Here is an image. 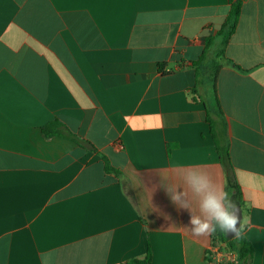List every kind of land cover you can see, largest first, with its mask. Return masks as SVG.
I'll return each instance as SVG.
<instances>
[{
    "label": "crops",
    "instance_id": "0c3cea01",
    "mask_svg": "<svg viewBox=\"0 0 264 264\" xmlns=\"http://www.w3.org/2000/svg\"><path fill=\"white\" fill-rule=\"evenodd\" d=\"M230 8L0 0V264H127L149 251L147 264L230 260L211 235L191 234L190 212L165 190L184 188L198 212L185 170L227 187L214 133L229 149L253 264H264V0H245L225 47L214 132L193 94L206 95L193 63ZM56 120L97 151L46 137Z\"/></svg>",
    "mask_w": 264,
    "mask_h": 264
},
{
    "label": "trees",
    "instance_id": "16d2710c",
    "mask_svg": "<svg viewBox=\"0 0 264 264\" xmlns=\"http://www.w3.org/2000/svg\"><path fill=\"white\" fill-rule=\"evenodd\" d=\"M244 2L245 0H231L230 12L222 29L220 30L218 35H216L214 38L207 39L206 48L202 56L197 62L193 63V66L196 68L197 71V84L202 85L200 66L203 64L204 61H206L209 57H211V54L214 52V58L212 57V64H211L213 74L209 75L208 77L209 82L211 83V88L208 94L209 97L207 96V93L204 97L200 96L198 90L199 87H195L193 89V94L196 96L195 100L202 102L206 107L207 120L210 123L213 132H214L215 123L212 116L213 115L220 116L223 114L221 103L217 93L218 73L221 68V63L223 61L231 62L226 57L225 47L227 46L231 36L236 31ZM218 38H220L221 44L218 49H215L216 41ZM236 67L238 69H241L238 66ZM42 130H43V134L46 137H50V138L65 137L75 141L79 145L89 150L97 151V149L94 147L92 143H90L88 140L78 137L76 134L69 131L63 124H61L57 120L46 124ZM214 137L221 163L226 169V173L228 177L227 189L232 193V199L234 201H239L241 203L242 194L240 187L234 180L233 167L230 159L229 149L226 146L222 147L217 142V136L215 133H214ZM101 156L105 162L106 171L119 176L121 174L120 171L114 169L111 166L108 158L105 155L101 154ZM211 238H212L213 246H219L221 252L235 256V261L226 259L221 264H253L254 246L251 243V241L243 234V232L239 236H235L232 238L229 237L227 233L223 234L217 232L211 235ZM150 261H151V252L149 251L145 259L133 260L127 264H147Z\"/></svg>",
    "mask_w": 264,
    "mask_h": 264
},
{
    "label": "clouds",
    "instance_id": "9594fccd",
    "mask_svg": "<svg viewBox=\"0 0 264 264\" xmlns=\"http://www.w3.org/2000/svg\"><path fill=\"white\" fill-rule=\"evenodd\" d=\"M181 177L196 200L198 212L192 211L189 194L184 188L169 181L165 190L175 205L190 212V231L194 237H206L217 232L236 233L237 236L242 233L243 221L237 215L238 206L226 186L218 185L209 173L196 168L185 170ZM50 260L44 256L43 264H50Z\"/></svg>",
    "mask_w": 264,
    "mask_h": 264
},
{
    "label": "rangeland",
    "instance_id": "374dc122",
    "mask_svg": "<svg viewBox=\"0 0 264 264\" xmlns=\"http://www.w3.org/2000/svg\"><path fill=\"white\" fill-rule=\"evenodd\" d=\"M212 57L214 58V52L211 54V57H209L206 61L203 62V64L200 66L201 68V87L203 88L204 92L207 93V96L209 94L211 83L209 82V75L213 74L212 70ZM209 97V96H208Z\"/></svg>",
    "mask_w": 264,
    "mask_h": 264
},
{
    "label": "water",
    "instance_id": "95a60500",
    "mask_svg": "<svg viewBox=\"0 0 264 264\" xmlns=\"http://www.w3.org/2000/svg\"><path fill=\"white\" fill-rule=\"evenodd\" d=\"M235 202L238 206L237 215L239 216L240 220L242 221L243 214H242L241 203L239 201H235ZM239 227H240V225L238 224L237 228H239ZM227 234L231 238L237 236L236 233H227Z\"/></svg>",
    "mask_w": 264,
    "mask_h": 264
},
{
    "label": "built area",
    "instance_id": "2783aa9c",
    "mask_svg": "<svg viewBox=\"0 0 264 264\" xmlns=\"http://www.w3.org/2000/svg\"><path fill=\"white\" fill-rule=\"evenodd\" d=\"M230 260L235 261V256H230Z\"/></svg>",
    "mask_w": 264,
    "mask_h": 264
}]
</instances>
